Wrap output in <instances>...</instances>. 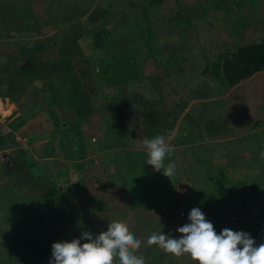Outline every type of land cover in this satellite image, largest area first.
I'll list each match as a JSON object with an SVG mask.
<instances>
[{"label":"crops","instance_id":"1","mask_svg":"<svg viewBox=\"0 0 264 264\" xmlns=\"http://www.w3.org/2000/svg\"><path fill=\"white\" fill-rule=\"evenodd\" d=\"M261 2L264 3V0ZM78 4L81 2L77 0H0V135L10 140L5 149L0 150V264H26L29 260L50 264L54 243L71 242L86 231L98 235L107 231L114 220L127 223L130 231L142 241L136 254L142 256L145 263L198 264L187 254L176 257L157 246L147 252V247L152 248L147 244V239L154 232L180 237L177 229L183 223H179L178 217L170 213L174 199L182 201L187 213L207 203L203 185L205 174L199 167L208 164L205 160L210 157L206 154L212 153V160L222 154L220 148H216L214 153L208 152L210 148L226 144L229 154L238 151L234 157L243 158L246 168L242 172L246 175L253 173V164L264 170V159L259 155L264 151V69L229 86L226 78L221 76V70L217 72L214 67L220 56L205 64L201 74L208 82L224 86L226 92L218 91L217 84L212 94L210 92L205 99L193 97V102L205 101L209 106L213 104L216 107L214 119H197L194 122L198 124L194 123L192 130L189 125L194 119L188 116L191 103L184 97H176L185 105L174 106L176 116L169 120L168 130L162 134L172 137L168 141L171 152L165 158V166L169 163H175L176 167L183 166L191 158V166L198 168L190 176L184 172L177 177L175 189L172 180L165 176L161 178L170 182L169 189L158 186L156 171L147 164L145 148L140 149L138 157H126L128 153L125 151H136V142L117 148V152L125 150L123 156L116 153V157H110L107 154L111 150L105 144L96 147L86 142L74 143L68 132L69 125L68 129H57L59 119L76 116L70 104L71 97L64 99L68 94L66 90L60 91L67 84L65 79L72 78L70 74L78 70V63L75 64L73 58L70 63L72 67L68 69L51 64L41 68L36 80L27 83L20 95L14 96L10 91L15 81L9 78V73L15 76L18 69L32 70L27 66L28 58L35 57L43 63H53L63 56L61 48L68 42H65L66 35L60 30L77 21V16H66L71 14L69 6ZM93 10H88L78 21L88 18ZM72 14L75 15V11ZM261 30L263 32L264 28ZM89 33L85 31L78 35L75 42L81 61L85 57L84 45L87 46L89 38L92 41ZM261 37L260 41L252 44L264 42V35ZM47 40L51 43L48 46L45 43ZM170 66L169 78L174 80V66ZM206 66L209 71L204 74ZM82 68L84 70L80 68L79 73L85 75L84 71H87L85 67ZM79 80L82 81V75ZM55 85L60 86L58 93L43 89ZM62 92L65 95L61 96ZM189 97L188 93L186 98ZM33 118L35 122L40 118L48 119L52 128L48 132L42 130L38 135L36 133L39 132H33V136H26L23 132ZM210 123L218 125L216 136L203 132ZM19 150L24 151L25 160L18 154ZM190 150L198 151V154L187 155ZM132 161L140 167L139 175L135 171L130 174L126 165ZM233 164L230 165L232 168L242 165L241 162ZM223 174L221 171L217 176ZM140 181L139 187L130 186ZM261 188L263 194L259 206L264 210V184ZM254 200L255 197H252L245 207L251 206ZM212 206L214 203L208 204V208ZM179 219L184 225L190 223L184 218ZM218 223L221 222L213 223L218 234L223 229H237L235 225L222 226ZM262 226L247 225L244 232L250 236L253 232L264 234L260 229ZM254 240L257 245L263 243L262 240ZM85 242L88 241L81 240L82 244Z\"/></svg>","mask_w":264,"mask_h":264},{"label":"rangeland","instance_id":"2","mask_svg":"<svg viewBox=\"0 0 264 264\" xmlns=\"http://www.w3.org/2000/svg\"><path fill=\"white\" fill-rule=\"evenodd\" d=\"M77 1H80L82 5L69 6L71 14L66 16L70 18L77 16V21L60 30L63 35H66L65 42H68V45L65 43L66 45L61 48V52L66 51L71 54L68 55L70 59L73 58L75 64L78 63V70L71 75L72 78L75 77L74 84L72 78L67 77L68 79H65L67 84L61 87V90L57 85L45 86L43 89L46 92L51 89L55 93L66 90L68 95L62 92L61 96L64 94L66 100L71 97L70 104L76 116L59 119L57 129H68L70 126L68 132L74 143L86 142L96 147L105 144L108 150H111L107 154L110 157H116L118 153L123 156L125 150L121 149L117 152V148L125 147L127 144L134 145L130 143L132 141L136 142L135 145L138 148L135 149L136 151H125L128 153L125 155L132 158L138 157L140 149L145 148L143 145L145 137L153 138L158 135V131H167L169 120L176 116L174 106L185 105L176 97H184L188 99L189 104L191 103V112L188 116L194 119L189 125L192 130L194 123L198 124L194 122L197 119L212 121L216 107H213V104L209 106L205 101L193 102V99L198 98L201 92L212 94L213 88L218 84L208 82L207 78L201 74L205 64L218 56L223 58L235 53L240 47L258 42L264 35V31L261 30L264 28L262 0ZM91 8L106 10L108 15L103 21L96 23H90L88 18L79 22L78 19L83 18ZM74 11L75 15L72 14ZM84 27L86 28L83 30ZM85 31L87 34L90 31L92 41L89 38L87 44L85 43L87 45L86 47L84 45L85 57L81 61L75 42L78 35ZM101 31H104V36L101 37L102 47L95 48L99 41H94V35ZM45 43H47L46 46L51 44L49 40ZM64 60L59 62L60 66H63ZM27 62L32 70L18 69L15 76L9 73V78L15 81L10 87L14 96L20 95L25 85L36 80L39 73L38 66L41 61L30 57ZM48 65H45V68ZM170 65L174 66L173 74L176 75L174 80L169 78ZM82 67H85L87 71H84L85 75L83 72L79 73ZM79 74L82 75V81L79 80L81 77ZM219 85L221 84H218V91L226 92L224 91L226 88L224 86L220 88ZM188 93L190 97L186 98ZM128 102H130V112H133L134 118L125 112L123 105ZM11 110L10 107V112ZM200 114L201 116L198 117ZM35 120L33 118L32 122L26 126L27 129L25 128L23 132L26 136H33V132H39L36 133L38 135L42 130L48 132V129L52 128L50 121L46 118L45 120L40 118L37 122ZM185 120L188 125L187 119ZM217 128L218 125L210 123L208 127L205 126L203 132L216 136ZM214 147L208 152L214 153L216 148L218 150L220 148L222 154L214 160H212V153L206 154L210 157L205 160L208 164L199 167L205 174L203 185L207 193V203L200 204L197 208L201 209L206 219L212 224L219 221L221 223L218 224L222 226L235 225L237 228L235 231L243 232L247 225L256 227L263 225L260 229L264 232V210L259 206L263 194L261 188L264 184L263 168L253 164L251 166L253 173L246 175L242 172L246 168L243 164L245 161L243 158L234 157V153L238 151L229 154L226 144H220V147L217 144ZM195 153L198 154V151L190 150L187 155L194 156ZM137 157H135L136 160ZM189 160L188 164L177 166L175 175L168 177L172 180L174 189L178 184L177 177L182 176L184 172L190 176L198 168L191 166V158ZM234 162H241L242 165L232 168L231 166L235 165ZM126 166L129 167L130 174L135 171L139 175L140 167L136 163L128 162ZM221 171L224 174L217 176ZM156 175L158 186L163 185L169 189L170 182L163 181L161 178L165 176L163 170L156 172ZM140 183L142 181L130 186L139 187ZM219 184L232 189L234 197L228 200L215 195L214 191L219 188ZM247 190H252L256 200L251 206L245 207L241 198ZM187 200H189L188 196ZM209 203H214V207L208 208ZM183 206L180 199L179 201L174 199L170 213L178 217V222L184 225V222L179 219V213L185 215L189 213ZM262 207L264 208V205ZM213 215L215 217H212ZM173 232L175 233L176 230ZM150 249L153 250L156 247H147L146 251L149 252Z\"/></svg>","mask_w":264,"mask_h":264},{"label":"clouds","instance_id":"3","mask_svg":"<svg viewBox=\"0 0 264 264\" xmlns=\"http://www.w3.org/2000/svg\"><path fill=\"white\" fill-rule=\"evenodd\" d=\"M171 138L157 135L143 140L147 164L156 172L163 170L169 178L176 173L175 163L167 166L164 163L171 152L168 143ZM259 155L264 159V151ZM188 219L190 223L177 229L179 238L154 232L147 244L176 257L187 254L198 264H264V243L257 245L250 234L230 229L218 234L200 208L191 209ZM81 240L88 242L82 244ZM141 244L127 223L111 222L107 231L98 235L86 231L71 242L54 243L50 264H145V259L136 254Z\"/></svg>","mask_w":264,"mask_h":264},{"label":"trees","instance_id":"4","mask_svg":"<svg viewBox=\"0 0 264 264\" xmlns=\"http://www.w3.org/2000/svg\"><path fill=\"white\" fill-rule=\"evenodd\" d=\"M108 15V11L103 10V9H95L93 10L90 15L88 16V20L91 23H96L99 22L101 20H104L106 18V16ZM104 36V31H101L97 34L94 35V41H99L95 46V48H101V37ZM96 43V42H95ZM94 43V44H95ZM66 53V51H64L63 56L58 59L57 61L51 63V61L48 62H39V66L41 68H45V65L51 64L54 66L60 65L59 62L62 59H65V63H62L63 67H65L66 69L72 67L70 65L71 63V59ZM218 62H215V70L218 72V70H221V76L226 78L227 80V84L229 86L234 85L235 83H237L239 80L247 78L249 76H251L252 74L262 71L264 69V42L262 41L261 43L258 44H250L244 47L239 48L235 53L231 54V55H227L223 58H219L217 60ZM29 65V62L27 63ZM214 64V62H213ZM32 69V67H30ZM38 69V70H40ZM209 71L208 66H206V68L204 69L203 73H207ZM210 72H213L212 70H210ZM220 73V72H219ZM72 75V74H70ZM220 76V74L218 75ZM207 93L205 92H201L199 98H206L207 97ZM125 107V112H127V114L132 115L131 117L134 118L133 116V112L131 111V106H130V102L126 103L125 105H123ZM147 113V112H146ZM117 118V117H116ZM147 121V120H146ZM163 131L159 132L158 131V135H162ZM9 138L0 135V150L5 149L6 143L9 142ZM18 154L25 160L26 156L24 151L19 150ZM219 188L215 189V192L217 193L218 196L222 197V199H230L231 197H233L234 195V191L232 189L226 188L223 184H219L218 185ZM252 189H254L252 187ZM254 196V194L252 193V190H247V192L244 194V196L241 198V201L244 205H247V203L252 199V197ZM251 237L253 239H257V240H262L264 243V234L258 233V232H253L251 234ZM26 264H42L40 261L39 263H35L33 260H29L27 261Z\"/></svg>","mask_w":264,"mask_h":264},{"label":"built area","instance_id":"5","mask_svg":"<svg viewBox=\"0 0 264 264\" xmlns=\"http://www.w3.org/2000/svg\"><path fill=\"white\" fill-rule=\"evenodd\" d=\"M0 159H1V154H0ZM188 217H189V215H185L184 213H179V218H184V219H186V221H190L189 219H188Z\"/></svg>","mask_w":264,"mask_h":264}]
</instances>
